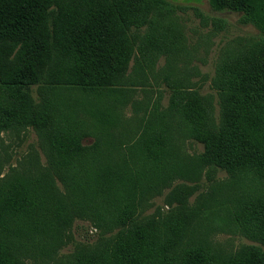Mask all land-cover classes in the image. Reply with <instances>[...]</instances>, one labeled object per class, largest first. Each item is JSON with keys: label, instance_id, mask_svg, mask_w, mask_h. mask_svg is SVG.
I'll return each instance as SVG.
<instances>
[{"label": "trees", "instance_id": "obj_1", "mask_svg": "<svg viewBox=\"0 0 264 264\" xmlns=\"http://www.w3.org/2000/svg\"><path fill=\"white\" fill-rule=\"evenodd\" d=\"M208 1L214 11L241 14L264 36V0ZM96 2L79 19L56 0H0V133H39L46 172L54 176L28 178L12 170L0 178V264L48 263L78 218L90 219L105 237L59 264H264L261 250L227 257L208 241L210 229L224 225L264 244L261 187L238 203L218 204L224 216L209 215L221 225L208 215L187 240L181 213L158 221L139 217L144 202L174 190L175 182L198 181L206 166L264 188V66L227 74L218 124L197 92L174 90L163 109L162 94L153 101L154 93L143 88L151 86L144 70L140 81L115 72L129 54H111L106 39L114 21L121 22V39L134 21L151 23L147 16L163 0ZM163 45V52L173 46L164 51ZM160 75L152 78L157 82ZM118 86L121 91L110 88ZM139 86L145 106L134 100ZM127 105L133 114L118 116V107ZM188 139L202 143L204 152L189 155Z\"/></svg>", "mask_w": 264, "mask_h": 264}, {"label": "rangeland", "instance_id": "obj_2", "mask_svg": "<svg viewBox=\"0 0 264 264\" xmlns=\"http://www.w3.org/2000/svg\"><path fill=\"white\" fill-rule=\"evenodd\" d=\"M68 14L81 18L91 13V7L97 0H56ZM112 1V0H111ZM147 17L151 23L141 26V21L131 23L130 31L121 39V22H112L106 39L112 42V53L129 54L128 63L117 65L116 73L123 72L130 81H140L143 73L148 77V88L154 93L153 101L161 93V108L168 107L170 94L174 90L197 92L206 98L209 116L216 123L224 120L222 88L224 80L231 71L242 70L248 74L252 67L264 66V36L241 14L232 11H214L208 0H163L155 11ZM166 42V43H165ZM166 45L171 46L165 52ZM122 48V49H121ZM124 67V69H122ZM161 74L156 82L152 75ZM134 88V100L145 106L146 94L143 88ZM32 95L37 100L35 87ZM121 91V86L110 87ZM121 97V96H120ZM210 104L213 112H210ZM144 109V108H143ZM142 109V110H143ZM140 109V114L142 113ZM131 105L118 107L117 114L129 117L133 114ZM91 139H86L90 143ZM189 155H200L204 145L198 141L186 140ZM44 148L40 145V134L29 129L17 135L0 133V178L14 174L35 178L47 171ZM184 184V185H183ZM174 190L166 189L149 202H144L139 210L143 221L162 220L175 213L186 216L189 225L184 240L190 238L198 221L207 223L210 212H218L220 205L239 202V199L261 187L260 195L264 197V188L254 180L243 183L240 178L217 166H206L197 180L175 182ZM182 185V186H180ZM238 186L241 191H238ZM59 197H65L64 187L57 183ZM263 189V190H262ZM183 191V194H180ZM214 225L219 226L220 219L208 216ZM219 224V225H218ZM67 237L58 253L46 264H59L61 261L85 255L105 236L90 219H75L67 231ZM196 235V234H194ZM260 238L245 235L230 226L211 228L208 241L220 255L235 256L239 251L252 249L264 252ZM250 251V250H249ZM243 254H247L243 253ZM250 254V253H249ZM32 263V262H31Z\"/></svg>", "mask_w": 264, "mask_h": 264}]
</instances>
